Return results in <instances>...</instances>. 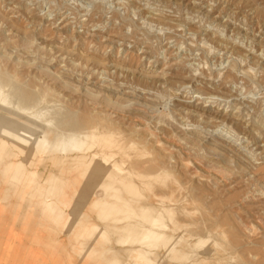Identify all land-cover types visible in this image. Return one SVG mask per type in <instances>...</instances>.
<instances>
[{
    "label": "rangeland",
    "instance_id": "374dc122",
    "mask_svg": "<svg viewBox=\"0 0 264 264\" xmlns=\"http://www.w3.org/2000/svg\"><path fill=\"white\" fill-rule=\"evenodd\" d=\"M0 76L16 98L44 95L80 128L98 108L127 129L148 122L203 147L196 166L214 176L182 184L194 196L195 183L210 189L197 195L201 221L224 234L214 236L220 245H196L190 261L264 264V0H0ZM184 141L169 175L194 156L180 154ZM7 159L0 154V264H80L64 249L61 221L34 215L39 226L27 232L12 222ZM80 173L66 170L63 185L77 188Z\"/></svg>",
    "mask_w": 264,
    "mask_h": 264
},
{
    "label": "bare ground",
    "instance_id": "6f19581e",
    "mask_svg": "<svg viewBox=\"0 0 264 264\" xmlns=\"http://www.w3.org/2000/svg\"><path fill=\"white\" fill-rule=\"evenodd\" d=\"M11 87L0 76V154L8 158L3 169L13 223L23 222L27 232L31 222L39 226L34 215L53 224L61 221L69 234L64 249L80 264L93 255L98 264H212L210 259L190 261L198 254L196 245L207 250L208 241L224 234L218 221H201L206 213L197 195L210 189L195 183L194 196L182 184V177L203 181L214 176L196 166L205 163L203 147L185 142L175 130L163 134L148 122L127 129L98 108L99 117L80 128L65 122L55 103L46 105L44 95L30 103L16 98ZM182 140L190 147L180 148V154L194 156L184 159L185 172L178 167L169 175L165 164H179L175 143ZM12 156L21 161L9 162ZM75 167L81 170L77 188L64 186L63 174ZM211 168L224 171L218 163Z\"/></svg>",
    "mask_w": 264,
    "mask_h": 264
}]
</instances>
